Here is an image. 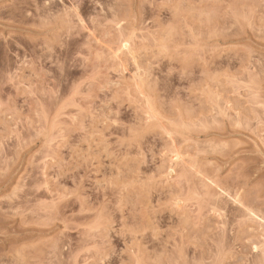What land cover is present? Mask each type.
Returning <instances> with one entry per match:
<instances>
[{
  "label": "rangeland",
  "instance_id": "rangeland-1",
  "mask_svg": "<svg viewBox=\"0 0 264 264\" xmlns=\"http://www.w3.org/2000/svg\"><path fill=\"white\" fill-rule=\"evenodd\" d=\"M0 264H264V0H0Z\"/></svg>",
  "mask_w": 264,
  "mask_h": 264
}]
</instances>
